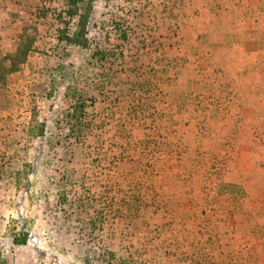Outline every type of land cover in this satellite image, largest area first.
<instances>
[{
	"label": "rangeland",
	"instance_id": "374dc122",
	"mask_svg": "<svg viewBox=\"0 0 264 264\" xmlns=\"http://www.w3.org/2000/svg\"><path fill=\"white\" fill-rule=\"evenodd\" d=\"M247 1L96 0L82 48L55 1L0 0V57L35 35L0 90V264H264V90L231 73Z\"/></svg>",
	"mask_w": 264,
	"mask_h": 264
},
{
	"label": "trees",
	"instance_id": "16d2710c",
	"mask_svg": "<svg viewBox=\"0 0 264 264\" xmlns=\"http://www.w3.org/2000/svg\"><path fill=\"white\" fill-rule=\"evenodd\" d=\"M44 4H48L50 7L53 5L51 1H55L60 7L56 8V21L61 26L58 32V40L60 42H66L69 45L80 46L82 48H88L90 40L88 38V27L94 10L96 0H42ZM47 5L45 6V8ZM48 9V8H46ZM49 10V9H48ZM48 13H41L39 19H47ZM38 25L37 21L34 22ZM30 26H27L22 30L20 36V43L13 53L0 57V90H4L8 85V78L12 74L18 73L22 70L23 66L28 62L29 56L35 52V35L29 32ZM34 30V28L31 27ZM109 55L106 52L97 49L93 56L97 66L102 68L105 66V62ZM69 98V92L66 94ZM75 102L70 106L65 113L66 118L72 123L71 133L75 132V127L81 126L86 122V101L81 97H72ZM80 130V129H79ZM79 132H82L81 130ZM15 244H26V238L20 240L14 239Z\"/></svg>",
	"mask_w": 264,
	"mask_h": 264
},
{
	"label": "crops",
	"instance_id": "0c3cea01",
	"mask_svg": "<svg viewBox=\"0 0 264 264\" xmlns=\"http://www.w3.org/2000/svg\"><path fill=\"white\" fill-rule=\"evenodd\" d=\"M244 18L246 19L244 22L245 27L242 24L235 23L237 18L234 19V22L231 23V34H234L237 40H239V37L245 39L248 47L247 52H249L247 53V65H243L242 62L239 63L240 56L233 55L232 59L237 56V62L231 65V73L238 82L240 77H245L243 84L248 85L247 89L253 85L252 89L260 92L261 89L264 90V0H248L246 17ZM211 65L205 67L211 69ZM212 66L217 68L218 65ZM262 95H264V91H262ZM240 96L237 95L236 98L239 99ZM247 98L255 100L262 99V96L257 95L256 92H248Z\"/></svg>",
	"mask_w": 264,
	"mask_h": 264
}]
</instances>
